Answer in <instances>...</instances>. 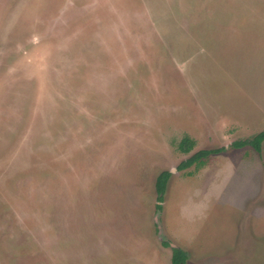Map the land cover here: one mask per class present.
Here are the masks:
<instances>
[{"label":"rangeland","instance_id":"obj_1","mask_svg":"<svg viewBox=\"0 0 264 264\" xmlns=\"http://www.w3.org/2000/svg\"><path fill=\"white\" fill-rule=\"evenodd\" d=\"M263 129L264 0H0V264H264Z\"/></svg>","mask_w":264,"mask_h":264},{"label":"trees","instance_id":"obj_2","mask_svg":"<svg viewBox=\"0 0 264 264\" xmlns=\"http://www.w3.org/2000/svg\"><path fill=\"white\" fill-rule=\"evenodd\" d=\"M264 140V129L260 130L254 136L242 140V141H235L233 142V146H241L245 143H248L252 145L253 148H255L257 151L260 148V143ZM193 142L189 141L187 138H182L179 141L178 147L182 151L186 152L189 151L192 147ZM222 148H216V149H201L195 153H193L190 157L185 159L184 161L181 162L179 165V168H182L184 166L190 165L192 163H196L198 166L201 165L204 161L203 157H206L207 155L213 153V152H218ZM170 175L169 170H163L161 171L155 180V189L156 192L158 193V199H161L162 192L165 190L166 187V182L168 180V177ZM157 208H160L161 206L159 204H156ZM163 244L167 245V242H163ZM186 258V253L180 249L179 247H173L172 248V256H171V264H183L184 260Z\"/></svg>","mask_w":264,"mask_h":264},{"label":"flooded vegetation","instance_id":"obj_3","mask_svg":"<svg viewBox=\"0 0 264 264\" xmlns=\"http://www.w3.org/2000/svg\"><path fill=\"white\" fill-rule=\"evenodd\" d=\"M158 202H159V201H158ZM157 209H159V208H156V210H157ZM164 242H166V241H164ZM168 245L170 246V243H169V242H167V246H168Z\"/></svg>","mask_w":264,"mask_h":264},{"label":"water","instance_id":"obj_4","mask_svg":"<svg viewBox=\"0 0 264 264\" xmlns=\"http://www.w3.org/2000/svg\"><path fill=\"white\" fill-rule=\"evenodd\" d=\"M173 170H175V169H171L170 172H172ZM157 211H158V210H157Z\"/></svg>","mask_w":264,"mask_h":264}]
</instances>
